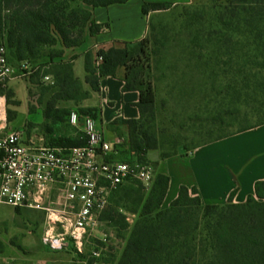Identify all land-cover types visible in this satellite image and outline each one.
I'll return each instance as SVG.
<instances>
[{
	"label": "trees",
	"instance_id": "16d2710c",
	"mask_svg": "<svg viewBox=\"0 0 264 264\" xmlns=\"http://www.w3.org/2000/svg\"><path fill=\"white\" fill-rule=\"evenodd\" d=\"M127 1L0 0V47H6L10 64L13 66V60L20 66L23 62L30 67L31 62L47 66L43 76L50 75L57 87L44 105L41 126L50 130L55 125L63 126L71 110L59 106V102H78L90 95L75 76V56L63 60L64 48L79 47L87 35L109 28L108 23L95 22V7ZM217 1L220 4L216 7L183 14L184 20L175 31L171 29L175 22H154L152 13L177 5L144 2L142 12L150 15L148 32L142 39L100 46L96 54L85 53L84 81L91 90L99 91L103 77H115L123 68V90L139 92L136 106L140 118L123 121L128 137L118 148L122 159L148 162L146 153L152 149L160 151L161 159L185 155L264 124V0ZM141 57L148 61L147 80L142 70L135 68ZM158 80L166 82L160 109L181 136L187 137L184 134L191 131L198 141L186 145L174 139L172 151L164 149L165 141L159 139L152 124ZM1 95L11 101L13 92ZM78 112L97 115V109L90 107H81ZM72 132L75 136L60 137L56 142L47 139L46 144H85L80 130L73 126ZM169 180L166 172L155 171L116 264H264V180L256 182L255 194L242 203L233 201V192L224 204H205L196 187L181 185L169 206L163 207ZM137 182L141 181L131 179L120 186L128 185L124 188L129 190ZM118 217L117 208L112 207L103 219L117 226ZM121 218L127 225L125 217Z\"/></svg>",
	"mask_w": 264,
	"mask_h": 264
},
{
	"label": "built area",
	"instance_id": "2783aa9c",
	"mask_svg": "<svg viewBox=\"0 0 264 264\" xmlns=\"http://www.w3.org/2000/svg\"><path fill=\"white\" fill-rule=\"evenodd\" d=\"M20 71L14 75L6 47L1 46L0 85L33 70L23 62ZM68 122L81 125L85 144L52 146L41 138H27L20 130L0 134V203L45 210L48 226L43 240L54 249H61L68 239L81 245L84 235L97 227L99 212L118 186L137 179L148 188L155 176L151 163L120 157L118 148L127 142L126 137L105 139L95 119L77 110L69 112Z\"/></svg>",
	"mask_w": 264,
	"mask_h": 264
},
{
	"label": "crops",
	"instance_id": "0c3cea01",
	"mask_svg": "<svg viewBox=\"0 0 264 264\" xmlns=\"http://www.w3.org/2000/svg\"><path fill=\"white\" fill-rule=\"evenodd\" d=\"M131 1L95 7L93 9L95 22L108 23L109 28L96 35H87L86 39L90 37L92 40V45L88 48L80 50L82 45L76 48H64L62 57L63 60L68 61L75 56L72 59L75 76L81 80L83 90L89 91L90 95L78 102L60 101L58 105L77 111L81 107L96 108L97 115L92 117L107 140L119 136L128 137V127L123 121L140 118V111L136 106L140 95L136 90H123V68L117 70L115 77H103L100 80L99 91L91 90L84 81L85 53L91 51L96 54L100 46H118L123 42L142 39L148 32L150 15L142 12L144 2H168L172 5L191 2V0H142L137 2L139 13H132L128 11ZM134 14L137 15V20ZM136 30L139 34L132 39H126L123 35ZM22 96H18L20 101L24 98ZM73 105L78 108H72ZM43 108V105H39L29 111L23 107L21 110L24 112V118L18 123L16 116L13 119L15 127H23L28 120L33 124L34 129H38L44 122ZM80 127L81 125L76 128L80 130ZM20 131L25 134L22 128ZM30 136L47 142V138L37 132L32 131ZM149 151L146 153L147 159L154 161L156 170L166 172L170 178L163 207L169 206L168 202L177 196L181 185L196 187L205 204H224L233 192V201L242 203L249 195L255 194L256 182L264 180V124L199 146L185 155L177 154L161 159L159 151L158 158H150Z\"/></svg>",
	"mask_w": 264,
	"mask_h": 264
},
{
	"label": "rangeland",
	"instance_id": "374dc122",
	"mask_svg": "<svg viewBox=\"0 0 264 264\" xmlns=\"http://www.w3.org/2000/svg\"><path fill=\"white\" fill-rule=\"evenodd\" d=\"M139 1L142 0H132L128 5V11L139 13L137 6ZM218 4L220 1L217 0H191L187 5L171 6L164 12L152 13V19L154 22H158L160 19L170 23L175 22L171 23V29L175 31L179 28L180 22L184 20L185 15L183 16V14L193 12L196 8L216 7ZM134 16L137 20V15L134 14ZM138 34L139 31L136 30L123 35L126 39H132ZM91 45L92 40L88 37L79 49L83 50ZM11 61L15 70L14 75H18L21 72V66L15 64L13 60ZM31 63L30 68L33 70L31 73L26 76L7 79L4 86L0 85V96L2 97L0 105L2 106L3 103V113L0 114V134L22 128L27 138L34 131L44 135L52 142H56L60 137L75 136V132H72L73 126L69 125L68 121H65L63 126L60 124L52 126L51 130L43 126L34 129L33 124L28 120L25 121L23 127H15L13 119L17 116L16 122L19 123L24 118V112L21 110L23 107L31 111L39 105L44 106L57 90L53 78L45 79L43 76V70L47 66L39 67V63ZM148 66L145 57H141L135 65V68L142 70L145 80L149 78ZM153 82L155 83V80ZM155 85L157 111L152 124L158 132L159 139L165 141L164 149L172 151L170 144L174 139H178L186 145L198 141L199 137L193 135L191 131L184 134L187 137L181 136L178 128L170 123L167 113L160 109V102L166 97V82L158 80ZM8 90L13 92L11 101H7L6 96L1 95L7 93ZM18 96L24 97L23 100L20 101ZM14 102L18 103L15 104ZM72 108L78 107L73 105ZM158 155L159 150H150L148 153L150 158H158ZM148 162L154 166L156 171L154 161L148 159ZM124 186L128 185L120 186L111 192L108 203L98 214L97 227L84 235L81 245L78 246L74 240L68 239L61 249H54L43 240L44 231L48 226L45 210L17 209L0 203V264H116L129 237L131 226L138 218L140 199L148 192L147 187L141 182L132 183L131 189L133 191L125 189ZM112 207L117 208L120 214V217L117 218V226H114L112 221L103 219L105 212ZM122 216L125 217L127 225L124 224ZM94 252H97V255Z\"/></svg>",
	"mask_w": 264,
	"mask_h": 264
},
{
	"label": "bare ground",
	"instance_id": "6f19581e",
	"mask_svg": "<svg viewBox=\"0 0 264 264\" xmlns=\"http://www.w3.org/2000/svg\"><path fill=\"white\" fill-rule=\"evenodd\" d=\"M3 112H2V106L0 105V114H2Z\"/></svg>",
	"mask_w": 264,
	"mask_h": 264
}]
</instances>
